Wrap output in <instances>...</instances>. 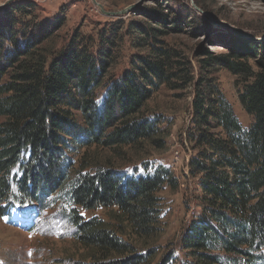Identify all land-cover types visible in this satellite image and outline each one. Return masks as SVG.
<instances>
[{
    "label": "trees",
    "instance_id": "1",
    "mask_svg": "<svg viewBox=\"0 0 264 264\" xmlns=\"http://www.w3.org/2000/svg\"><path fill=\"white\" fill-rule=\"evenodd\" d=\"M31 13L21 3L0 7V218L28 205L44 209L60 193L73 208L63 210L77 243L92 251L90 261L74 264H153L162 232L158 193L177 190L178 180L161 164L129 172L111 160L91 165L85 156L98 150L120 158L125 148L162 147L158 120L142 112L180 74L194 88L188 172L199 192V212L181 238L185 264H264L261 49L230 41L221 43L226 54L203 48L194 79L183 69H167L173 53L158 41L160 31L137 24L149 38V56L107 79L118 48L115 24L98 34L96 44L77 37L55 51L52 38L64 22L24 21ZM215 67L241 79L238 102L252 118L248 126L218 88L215 69H208ZM78 209L108 210L109 221L84 220Z\"/></svg>",
    "mask_w": 264,
    "mask_h": 264
},
{
    "label": "rangeland",
    "instance_id": "2",
    "mask_svg": "<svg viewBox=\"0 0 264 264\" xmlns=\"http://www.w3.org/2000/svg\"><path fill=\"white\" fill-rule=\"evenodd\" d=\"M0 0L2 6L23 4L32 11L29 18L38 23L64 22L54 35L55 51L62 50L77 37L98 43V34L115 24L118 48L107 79L117 78L138 57L149 56L148 36L135 28H157L158 41L173 53L167 69H183L194 79L199 75L198 57L202 49L214 55L226 54L223 41L234 47L244 43L258 46V59L264 51V0ZM8 2V3H6ZM30 7H29V6ZM165 21V22H164ZM211 42V43H210ZM215 44V45H214ZM46 45V44H45ZM52 47V44L45 47ZM161 46V45H159ZM247 62L256 71L253 58ZM215 69L214 79L233 112L243 126L252 118L240 107L238 93L243 83L222 68ZM194 88L185 85L179 75L147 101L143 114L158 120L164 132V145L160 148L141 146L122 149L124 155L115 157L109 151L90 150L85 156L91 165H106L126 171L142 170V165L161 164L168 167L178 180V189H164L161 199V235L155 243L157 253L153 264H185L181 238L190 221L199 212V192L196 179L190 177L188 163L194 143L188 139L192 130L191 114ZM174 151L178 155H174ZM144 163V164H143ZM88 172V170H86ZM70 208L61 194L51 198L44 209L28 205L11 211L0 218V264H74L88 262L91 250L84 249L75 239V229L70 223ZM84 220L98 218L109 221L108 210H76ZM261 264V262H257Z\"/></svg>",
    "mask_w": 264,
    "mask_h": 264
},
{
    "label": "water",
    "instance_id": "3",
    "mask_svg": "<svg viewBox=\"0 0 264 264\" xmlns=\"http://www.w3.org/2000/svg\"><path fill=\"white\" fill-rule=\"evenodd\" d=\"M12 1H13V0H9L8 2H12ZM8 2H6V3H8ZM2 4H3V3L0 4V7L2 6Z\"/></svg>",
    "mask_w": 264,
    "mask_h": 264
},
{
    "label": "built area",
    "instance_id": "4",
    "mask_svg": "<svg viewBox=\"0 0 264 264\" xmlns=\"http://www.w3.org/2000/svg\"><path fill=\"white\" fill-rule=\"evenodd\" d=\"M174 155H175V156L178 155V152H177V151H174Z\"/></svg>",
    "mask_w": 264,
    "mask_h": 264
}]
</instances>
